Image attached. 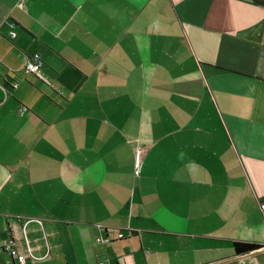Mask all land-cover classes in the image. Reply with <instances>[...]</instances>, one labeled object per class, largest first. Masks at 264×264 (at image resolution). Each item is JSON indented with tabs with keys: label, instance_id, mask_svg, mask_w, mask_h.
I'll return each mask as SVG.
<instances>
[{
	"label": "crops",
	"instance_id": "crops-1",
	"mask_svg": "<svg viewBox=\"0 0 264 264\" xmlns=\"http://www.w3.org/2000/svg\"><path fill=\"white\" fill-rule=\"evenodd\" d=\"M263 199L264 0H0V264H241Z\"/></svg>",
	"mask_w": 264,
	"mask_h": 264
},
{
	"label": "built area",
	"instance_id": "built-area-1",
	"mask_svg": "<svg viewBox=\"0 0 264 264\" xmlns=\"http://www.w3.org/2000/svg\"><path fill=\"white\" fill-rule=\"evenodd\" d=\"M21 71L25 74H33L35 77H37L41 82H43L46 86L53 87L52 80L50 79L49 76H47L43 70V62L40 59V56L38 54H34L30 57H28L24 63L23 68ZM16 83H12V87H16ZM27 111V107L22 106L19 109V114L22 115L24 112ZM138 157L135 163V168H134V174L137 176L142 169L143 161L141 154L138 153ZM259 209L261 213L264 215V199L259 202ZM118 238H122L123 234L121 232L118 233L117 235ZM108 238H101L98 237L97 241H108ZM264 248V247H263ZM4 250L9 253L11 258H15L17 264H29V261L27 259V256L23 253H20L16 248H13L9 244L4 246ZM99 264H104V262H99Z\"/></svg>",
	"mask_w": 264,
	"mask_h": 264
},
{
	"label": "trees",
	"instance_id": "trees-1",
	"mask_svg": "<svg viewBox=\"0 0 264 264\" xmlns=\"http://www.w3.org/2000/svg\"><path fill=\"white\" fill-rule=\"evenodd\" d=\"M233 252L235 255H242L254 250H258L264 247L262 244L254 243V242H242V241H234L232 243Z\"/></svg>",
	"mask_w": 264,
	"mask_h": 264
},
{
	"label": "rangeland",
	"instance_id": "rangeland-1",
	"mask_svg": "<svg viewBox=\"0 0 264 264\" xmlns=\"http://www.w3.org/2000/svg\"><path fill=\"white\" fill-rule=\"evenodd\" d=\"M243 259L244 262L242 261L241 264H264V251L254 250Z\"/></svg>",
	"mask_w": 264,
	"mask_h": 264
}]
</instances>
